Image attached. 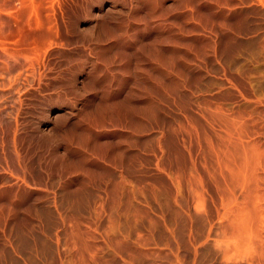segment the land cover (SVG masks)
<instances>
[{
    "label": "bare ground",
    "instance_id": "obj_1",
    "mask_svg": "<svg viewBox=\"0 0 264 264\" xmlns=\"http://www.w3.org/2000/svg\"><path fill=\"white\" fill-rule=\"evenodd\" d=\"M137 1L139 9L165 0ZM185 1L194 18L187 20L191 46L219 71L217 88L232 101L180 85L178 72L200 70L199 53L195 65L174 57L165 69L148 64L169 83L167 108L151 96L137 125L133 118L132 126L112 124L121 127L97 134L91 146L70 142L67 157L39 153L35 169L18 141L21 116L30 98L57 84L65 19L76 17L83 0H0V264H264V0ZM160 11L145 14L136 33L172 22ZM202 13L211 24L200 22ZM154 37L178 43L171 31Z\"/></svg>",
    "mask_w": 264,
    "mask_h": 264
},
{
    "label": "rangeland",
    "instance_id": "obj_2",
    "mask_svg": "<svg viewBox=\"0 0 264 264\" xmlns=\"http://www.w3.org/2000/svg\"><path fill=\"white\" fill-rule=\"evenodd\" d=\"M129 1H130V4H129L130 7L128 5L127 0H90L89 2H87V0H83V3H81L82 7H80V11H79L80 13L78 12L76 17L74 16V19L71 18V20H68V17L65 19V21L67 22L65 24H69V23H71V24L68 26L64 25L65 26L64 27L65 28V30H64L65 34L63 33L64 40H63V38H61V42H60L61 43L60 48L65 52L59 51L58 55L57 54L54 55V57H55L54 62L56 63L55 66L57 68L56 72L58 70L60 71V73H58L60 76L59 75H58L59 77L57 76L58 77V78H56L57 82H55L57 84L51 83L49 81L51 83V85H49L50 87L48 86V88H46L44 90V92L46 90L49 92H47V91H46L47 93L46 92L45 93L40 92L39 96H38V94H36L35 98H37V99L30 98V100L28 101L29 103L27 102V104H26L27 106L24 107L26 109H24L25 111L23 110L24 113L21 116L23 118V120H21V121H23L22 124H24V125H22L23 129H21L22 126L20 127V130L22 132L20 130H19V132L21 133L20 135L22 137L20 136L21 137L20 138L19 133H17L18 139L19 138L23 139V141L20 139L18 140L21 143L20 145H23V147L28 149V151L30 150L29 152L32 153V158H33L32 161H33V165L35 166V169H36V162H37V159L39 157V153L42 154L45 151L50 152L53 150L54 152L52 151V152H50V154L51 153L55 154V155H57V157L61 154L60 155L61 157H67L68 148H66V147L71 145L70 142L71 143L73 142L72 144H76V143L81 144V143H85V141H86V143H89L88 146H91V143L93 142L94 137L97 134H99V133L115 134L118 131V127H121V126L117 127L116 125L114 126L112 124H115V123L118 124L119 122H121V123H119L120 125H122V126L126 125L127 126L128 123H130L129 120L131 121V119L133 118L134 121L132 120L133 123L131 121V124L135 125V123H136V125H137L138 119L142 118V119H140V121H141V120H143V118H145V115H143V114L146 111L145 109L147 107H150V105H151V102H149L151 100V96H152V99L157 98L158 100H156V99L155 100L159 101L160 104L162 105V107L164 106L165 108H167V106L170 103V100H168V96L172 95V92L168 90L169 89V86H168L169 83L164 78L158 77L155 75L154 72L150 71L149 66L150 65H155V66L158 65L157 67L160 68L162 65L163 69H165L166 64L170 63L169 62L170 58L172 59L174 57L172 60L176 61L177 63L178 62L182 63L181 60L184 61L182 64H186L187 62L194 63L197 61V60L195 61V59H194V58H196L194 56V54L197 55L199 53L200 54V55H198L199 58L198 57L197 58H198V60L200 59V62H201L198 64V66L200 65L199 66L200 70H196V72L193 75L192 74L188 75L186 73L182 74V72H178L179 74L181 73L178 76L180 78H182V80L180 78L178 80L180 85L182 84L183 89L184 90L186 89L187 92L190 91L189 92L190 94L192 93L195 95H199V96L203 95L205 97H208L209 95H212L214 93V95H216V94L219 95L218 96L219 102H223V101L226 102V100H227V102L232 101L231 97L228 93H226L222 90H219L217 88L218 87V80L217 79H218V76L220 75L219 71L216 69L215 66H213V65H212L213 67L210 66L211 65V64H209L210 62L204 60L203 55L200 52L196 53V51H194V49L191 46V41H192L193 35H191L190 27H188V26H190L191 22L189 23V21H187V20H192L194 18H193V15L188 13V11H190L189 9L192 7V4L190 2L185 1V0H165L161 3L160 2L159 3L158 2L152 3L153 5L151 3L145 4L143 6L140 5L142 8L138 9L137 6L139 4L137 3L138 2L137 0H129ZM181 3H184V4L186 3V5H183ZM89 4L91 6H88ZM150 4H151V8H153L152 6H154V4H156L155 5L156 7H154L156 9V11H154V8L151 11ZM83 5H84V7H83ZM181 6L188 7V8H185V10L187 12H184L185 10L182 11ZM160 10H162L164 12L163 14L166 13L165 14V15H167L166 17L169 16L170 20H172V22L170 21V23H168V25L162 26L161 29H158L159 31L158 30L151 31V30L145 29L144 32H143V30L142 31L140 30L139 33H136L137 27L141 28V29L144 28V26H142V25H144L143 23L145 22V19L148 18V16L145 14H152V12L155 14L158 12V14H159ZM162 11H160V12L162 13ZM182 12H184V13H182ZM137 13H139V15L142 18L141 21L139 22L140 24L137 22L139 25L136 24V22H134V19H133V16ZM170 13H173V14H170ZM142 14L145 15L146 17L142 16ZM130 18H132V20ZM200 18H202V19H200V22L203 25L211 24V22H210L211 19L208 17L207 14L202 13ZM205 19H207V20H205ZM121 20H123V21L120 22ZM126 20H127V22H126ZM120 23H122V25L123 24H125V25L121 26ZM133 23L135 24V26ZM186 23H187V26H186ZM68 27L70 29H68ZM66 29H68V31ZM127 30H128V32H127ZM69 31H70V33H69ZM164 31L165 32L171 31L172 37L177 36V39H178L177 42L178 43L173 44V45L172 44H170V45L166 44L168 39H165V40L163 39L162 41L161 40L156 41L155 37H154V36H156V33L157 32L164 33ZM75 33H77V34H75ZM127 33H129L130 35L132 34L131 37L133 39H130L131 37L129 34H128L129 36L126 35ZM187 33H189V35ZM78 34H80V35H78ZM60 35H62V34H60ZM73 35H75V36H73ZM133 35L134 36L136 35V37H134ZM180 35L182 38L180 37ZM184 37H185V39H184ZM134 38H136V39H134ZM67 39L70 42H68ZM171 40H174V38H171ZM67 42H68V44H67ZM91 44L94 46H92ZM65 45H67V46H65ZM61 46H63V47H61ZM93 47H95V49ZM71 52H72V54H71ZM60 53H61V55H60ZM88 53H89V59L87 57ZM91 53H92V55H91ZM74 57L76 58L75 61H74V59H75ZM154 58H157V59H154ZM177 59H178V61H177ZM192 59H193V61H191ZM66 60H68V61H66ZM70 61L72 62V64ZM153 61H154V63H153ZM62 63H63V65H62ZM192 63H191V66H193ZM79 64H81V65H79ZM148 64H150V65H148ZM60 65H61V68H64V69H61ZM67 65H69L70 67L72 65V67L71 68L67 67ZM75 65H77V67ZM194 65H195V63H194ZM196 65H197V63H196ZM85 67H86V69H85ZM62 70H64L63 73H62ZM92 70L94 72H92ZM88 71H90L91 73ZM206 71H207V73H206ZM75 72H77L79 74L78 75L79 81L77 82L78 88L75 89L76 91L74 90V86H75L74 77L77 76V73H75ZM209 72H210V74H209ZM64 74H67V75H65V78L63 77ZM68 74H71V75L73 74V75H72V77L69 75V77H68L69 79H68L67 78ZM203 74H207V75H203ZM209 75H211L212 77H208ZM61 76H62V78H61ZM83 76L85 77V79ZM92 76H95V78H93ZM214 76H216V77H214ZM96 77H97V79H96ZM185 77H186V79H185ZM201 78H202V80H201ZM82 79H83V81H82ZM63 80H65V81H63ZM58 81L61 84H63L62 87L60 86L61 85L60 83L58 85ZM87 81H89V82H87ZM210 81H211V83H210ZM66 83H70V84H67L68 85L67 86V85H65ZM54 85H55V89L57 91H55ZM56 85H57V87H56ZM184 85H185V87H184ZM64 86H66L67 89ZM198 86H199V88H198ZM59 91H61L60 94H58ZM68 92L71 93L72 96L71 95L69 96ZM51 94H54V95H51ZM61 94H64L65 97ZM66 94H68V97ZM77 95H78V97H76ZM58 96L61 98H65V99L63 100L61 98H58ZM80 96H81V98H80ZM175 97L173 99H175V101L177 102L179 100V98L178 97L175 98ZM66 98L68 100H70L71 98L72 99H71V101H68ZM76 98H77V100H76ZM229 98H230V100H229ZM73 99H75V100H73ZM36 100L37 101L42 100V101L37 102ZM44 100H47V101H44ZM43 101L45 102V104H43L44 103ZM74 103L76 106L74 105ZM177 104H178V102L176 103V105ZM48 110L52 111V115H51L52 118L49 117L48 115L44 114ZM110 110L111 111L112 110L117 111L118 115L116 117H113L116 119L118 117L120 118V119L118 118L119 120H116L117 122H114L111 119V116H110L111 111ZM124 113H125V115H124ZM43 115H44V117H43ZM67 115H69V116H67ZM138 115L140 118L138 117ZM59 116H61V117L59 118ZM121 117L123 118V120H121ZM124 119H126V121ZM87 120H89V121H87ZM124 121L127 124L123 123ZM112 122H114V123H112ZM26 123H27V125H26ZM75 123H77V124H75ZM44 124H46V126H47V128L45 130H43V128H42V126ZM78 124L80 127L78 126ZM88 124H89V126L90 125L93 126V124H94V131L91 133L86 131V129L84 130L86 125H87L86 128L88 127ZM99 124H101L102 128ZM131 124H129L128 126H130ZM81 125H83L84 127H82ZM110 126L113 128L111 129ZM96 128H98V129H96ZM79 130H81V131H79ZM103 131H105V132H103ZM24 132H26L27 135H25ZM80 136H81V138H80ZM30 139H31V143H30ZM39 139H40V141H39ZM26 140H28V141H26ZM89 140H90V142H89ZM16 142H17V139H16ZM40 142H41V144H39ZM59 142H61V145ZM51 144H52V146H51ZM55 144L57 146H55ZM17 145H19V144H17ZM41 145H43V146H41ZM29 146H31V147H29ZM45 149H47V150H45ZM36 151H38V152H36ZM40 151H42V152H40ZM33 152L35 153V155H33L34 154Z\"/></svg>",
    "mask_w": 264,
    "mask_h": 264
}]
</instances>
